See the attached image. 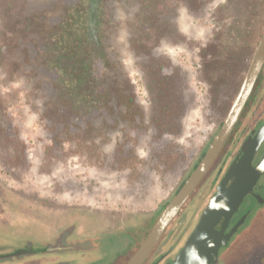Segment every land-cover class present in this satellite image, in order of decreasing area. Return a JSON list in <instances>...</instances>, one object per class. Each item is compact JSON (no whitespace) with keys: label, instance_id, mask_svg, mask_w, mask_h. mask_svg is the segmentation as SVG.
<instances>
[{"label":"flooded vegetation","instance_id":"flooded-vegetation-1","mask_svg":"<svg viewBox=\"0 0 264 264\" xmlns=\"http://www.w3.org/2000/svg\"><path fill=\"white\" fill-rule=\"evenodd\" d=\"M181 14L204 23L199 40L182 33L181 28L186 23L180 24L178 16ZM57 27L73 28L77 34L86 32L87 36L90 29L89 35L95 39L96 49L103 55L95 61L94 66L98 83L105 82L102 86L111 90L121 89L126 96H122L123 100L130 99L141 109L123 54L136 67L147 94V70L161 67L162 75L173 77L176 73L184 77L186 110L191 106H202L215 116L216 126L209 136L211 143L239 91L263 34L264 0H0V70L8 71L11 75L16 72L21 80L29 81L39 97L40 117L44 112L53 114L50 103L55 98L58 76L52 63L44 56L46 48L43 42ZM167 47L187 54L186 63L175 61L172 54L162 50ZM173 79L175 81V77ZM119 99V95L110 97L111 108L103 104L68 119L58 116L55 122L46 117L42 119L55 125L56 132L62 130L65 124H69L73 131L86 130L91 126L100 131L107 129L108 132L110 128L106 125L114 128L126 122L122 120L120 112L124 105L118 103ZM143 115L144 112L142 118ZM262 126L264 64L218 155L142 264H171L174 261L209 200L217 194V187L234 159L252 148L249 135L254 136ZM207 148L202 151L203 155ZM263 155L264 139L257 145L253 164L258 163ZM193 165L188 171H192ZM263 176L264 172L230 218L224 234L233 232L218 249L217 258L212 264H231L233 258H240V255H236L239 230L256 215L257 206L263 208L264 216ZM174 195H170L152 212H145L148 215L147 225L114 264L127 263ZM38 208L49 212L55 209L51 203L13 190L0 180V264H37L29 257L20 256L32 253L34 248L32 238L22 237L14 218L22 216L24 210L35 212ZM60 210L66 213L82 212L102 222L111 234L116 235L125 232L124 223L129 217L128 214L85 207ZM42 251L39 248L38 252ZM263 257L262 251H256L244 264H263V261L259 262Z\"/></svg>","mask_w":264,"mask_h":264},{"label":"rangeland","instance_id":"rangeland-1","mask_svg":"<svg viewBox=\"0 0 264 264\" xmlns=\"http://www.w3.org/2000/svg\"><path fill=\"white\" fill-rule=\"evenodd\" d=\"M178 20L186 23L182 33L201 38L204 23L200 19L181 14ZM166 49L162 50L175 61L186 63L187 54ZM123 56L144 109L143 120L126 129L127 122L108 129L94 141L97 145L55 143L56 130L40 117L39 97L29 81L21 80L16 72L0 70V180L55 208L53 212L24 210L14 218L22 237L32 238L34 248L21 257L37 264H114L147 225L145 212L177 193L192 172L190 166L209 147L216 119L202 106L176 114L178 134L159 133L149 121L153 113L144 83L130 59ZM66 207L128 214L125 232L111 234L102 222L82 212L60 210ZM257 208L236 236L240 258H233L231 264H244L259 250L264 254L263 208ZM39 248L43 251L38 252ZM261 261L264 264V257Z\"/></svg>","mask_w":264,"mask_h":264},{"label":"trees","instance_id":"trees-1","mask_svg":"<svg viewBox=\"0 0 264 264\" xmlns=\"http://www.w3.org/2000/svg\"><path fill=\"white\" fill-rule=\"evenodd\" d=\"M74 30L57 27L53 33L45 37L43 42L46 48L44 56L55 68L58 84L55 87V98L50 103L53 105V114L49 115L44 112L41 116L55 122L57 116L68 119L69 116L87 113L97 105L105 104L111 108L110 97L119 95L118 103L124 105L120 112L122 120L127 122L123 129L131 123L136 125L140 123L143 120V109L131 103L130 99L124 101L123 97L126 96L121 89L111 90V88L102 86L105 82L98 83L94 66L95 61L103 55L96 49L95 39L89 35L90 29H88V36L85 30L83 35L77 34ZM161 73V67L146 71L145 83L153 113L149 121L158 128L159 133L176 135L180 131V127L174 122L177 118L176 114L180 111L184 112L187 107L183 96L184 77L176 73L175 76L168 77ZM73 127L78 128L74 124ZM106 127L112 128L111 125H106ZM52 128L56 130L55 125ZM71 129L69 124H65L62 130L56 132L55 143L61 145L65 141H71L74 144L97 145L94 141L107 132V129L100 131L91 126L82 131Z\"/></svg>","mask_w":264,"mask_h":264},{"label":"water","instance_id":"water-1","mask_svg":"<svg viewBox=\"0 0 264 264\" xmlns=\"http://www.w3.org/2000/svg\"><path fill=\"white\" fill-rule=\"evenodd\" d=\"M263 64L264 31L256 45L239 91L208 149L166 205L146 239L126 264H142L168 223L204 177L230 135ZM251 135H249V141L252 143V148L247 149L241 155L237 154L238 156L220 181L217 194L209 200L194 230L171 264H212L215 262L218 249L225 244L233 232L232 230L228 234H224L226 225L238 210L244 197L252 192L253 186L264 172V155L258 163L253 164L257 145L264 139V126L254 136Z\"/></svg>","mask_w":264,"mask_h":264}]
</instances>
